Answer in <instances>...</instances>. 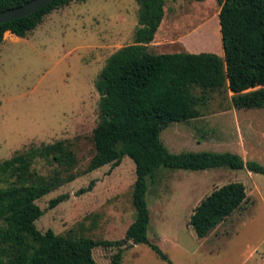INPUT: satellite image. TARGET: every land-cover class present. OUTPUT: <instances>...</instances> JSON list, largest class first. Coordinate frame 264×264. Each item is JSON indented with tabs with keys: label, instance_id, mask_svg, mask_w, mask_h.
Returning a JSON list of instances; mask_svg holds the SVG:
<instances>
[{
	"label": "rangeland",
	"instance_id": "obj_1",
	"mask_svg": "<svg viewBox=\"0 0 264 264\" xmlns=\"http://www.w3.org/2000/svg\"><path fill=\"white\" fill-rule=\"evenodd\" d=\"M164 18L148 52L214 53L223 57L215 0H164ZM137 0H74L46 15L26 37L6 35L0 44V161L33 145L63 141L75 154L76 178L43 196L37 230L62 237L121 241L135 219V164L86 169L95 153L93 130L101 124L95 82L107 59L133 44L139 27ZM199 94V92H197ZM196 93V94H197ZM227 86L209 92L199 116L170 123L160 139L170 153L230 152L264 165V109L232 106ZM42 176L55 169L43 161ZM94 182L90 192L77 194ZM149 241L171 264H264V176L227 167L203 171L160 167L147 178ZM230 182L245 186L240 209L198 239L189 218L198 203ZM60 195L68 199L49 208ZM117 247H96L97 264H110ZM120 264H168L145 244L122 249Z\"/></svg>",
	"mask_w": 264,
	"mask_h": 264
},
{
	"label": "trees",
	"instance_id": "obj_2",
	"mask_svg": "<svg viewBox=\"0 0 264 264\" xmlns=\"http://www.w3.org/2000/svg\"><path fill=\"white\" fill-rule=\"evenodd\" d=\"M31 0H0V12ZM74 0H55L35 13L0 24V44L6 35L24 38L43 18ZM202 1V0H196ZM220 6L219 26L223 57L214 53L154 54L147 46L154 41L164 18V0H137L139 27L134 43L111 55L95 82L99 93L101 124L93 130L95 153L87 173L106 165H120L124 157L135 164L132 205L136 215L121 241L95 242L42 233L36 221L43 211L36 201L74 181L75 154L63 141L33 145L0 161V264H97L96 247H117L110 264H120L122 249L145 244L168 264L166 254L149 241L150 221L146 202L147 178L160 167L203 171L227 167L264 176V165L241 156L210 151L170 153L160 134L170 123L199 116L209 92L234 94L237 109H264V0H215ZM199 92V94L197 93ZM197 93V94H196ZM43 161L55 169L47 177L34 168ZM94 182L77 194L90 192ZM242 183L230 182L214 189L195 207L188 224L198 239L207 237L245 202ZM68 199L60 195L49 202L53 209Z\"/></svg>",
	"mask_w": 264,
	"mask_h": 264
},
{
	"label": "water",
	"instance_id": "obj_3",
	"mask_svg": "<svg viewBox=\"0 0 264 264\" xmlns=\"http://www.w3.org/2000/svg\"><path fill=\"white\" fill-rule=\"evenodd\" d=\"M55 0H31L19 7L0 12V24L8 23L16 19L29 16L36 11L51 4Z\"/></svg>",
	"mask_w": 264,
	"mask_h": 264
},
{
	"label": "crops",
	"instance_id": "obj_4",
	"mask_svg": "<svg viewBox=\"0 0 264 264\" xmlns=\"http://www.w3.org/2000/svg\"><path fill=\"white\" fill-rule=\"evenodd\" d=\"M154 40H155V39H154ZM153 42H154V41H153ZM153 42H151V43H150L148 46L152 45V44H153ZM148 46H147V47H148ZM193 53H195V52H193Z\"/></svg>",
	"mask_w": 264,
	"mask_h": 264
}]
</instances>
